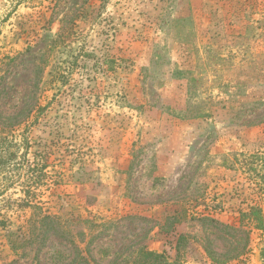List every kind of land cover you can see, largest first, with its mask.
<instances>
[{
	"label": "rangeland",
	"instance_id": "rangeland-1",
	"mask_svg": "<svg viewBox=\"0 0 264 264\" xmlns=\"http://www.w3.org/2000/svg\"><path fill=\"white\" fill-rule=\"evenodd\" d=\"M3 121L0 264H264V0H0Z\"/></svg>",
	"mask_w": 264,
	"mask_h": 264
},
{
	"label": "trees",
	"instance_id": "trees-1",
	"mask_svg": "<svg viewBox=\"0 0 264 264\" xmlns=\"http://www.w3.org/2000/svg\"><path fill=\"white\" fill-rule=\"evenodd\" d=\"M0 127V175L6 176L4 184L8 180L7 174L11 178L12 173H8L12 171L13 167L23 168L25 172L35 173L36 175L32 177V175H25L23 177V186L26 187L24 190L25 200L28 205H32V198H35V191L33 190V186H37V183L40 180V174L44 175V163L41 159H36L32 162L26 157V146L21 147L24 148V152L19 154L21 150L18 143L9 140V136H12L10 128L7 127V121H3ZM26 130V129H25ZM38 172V173H37ZM20 174V173H19ZM25 230L27 232H21L16 239L10 241L11 248L13 251H18L20 246H24L31 244L33 242V238L42 235L43 233H55L58 230H64V223L61 222L60 216L50 215L47 213H40V215H29L25 219ZM19 237V238H18ZM23 244V245H22ZM142 261H133V264H161L163 255L161 253H157L154 251L142 250L140 252ZM15 261L11 262L14 263Z\"/></svg>",
	"mask_w": 264,
	"mask_h": 264
}]
</instances>
